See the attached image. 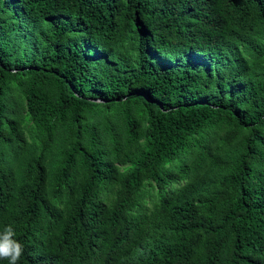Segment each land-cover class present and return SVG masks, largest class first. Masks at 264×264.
Returning a JSON list of instances; mask_svg holds the SVG:
<instances>
[{
    "label": "trees",
    "instance_id": "16d2710c",
    "mask_svg": "<svg viewBox=\"0 0 264 264\" xmlns=\"http://www.w3.org/2000/svg\"><path fill=\"white\" fill-rule=\"evenodd\" d=\"M7 226L18 264H264V0H0Z\"/></svg>",
    "mask_w": 264,
    "mask_h": 264
},
{
    "label": "clouds",
    "instance_id": "9594fccd",
    "mask_svg": "<svg viewBox=\"0 0 264 264\" xmlns=\"http://www.w3.org/2000/svg\"><path fill=\"white\" fill-rule=\"evenodd\" d=\"M14 236L15 231L11 226L0 232V259H7L9 264H18L23 253V245Z\"/></svg>",
    "mask_w": 264,
    "mask_h": 264
}]
</instances>
